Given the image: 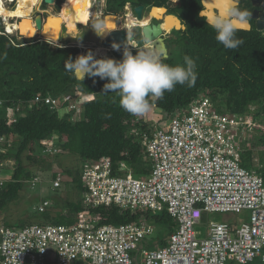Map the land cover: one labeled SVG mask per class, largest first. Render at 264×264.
Listing matches in <instances>:
<instances>
[{
  "label": "built area",
  "instance_id": "obj_1",
  "mask_svg": "<svg viewBox=\"0 0 264 264\" xmlns=\"http://www.w3.org/2000/svg\"><path fill=\"white\" fill-rule=\"evenodd\" d=\"M127 43L129 49L134 45ZM84 100L74 90L59 98L36 95L33 102L73 110L76 120ZM18 110L9 109L12 118ZM248 121L218 111L200 95L164 126L153 125L150 133H142L150 162L146 175L134 176L125 162L114 164L108 157L82 164L84 206L114 205L152 215L165 209L176 227L166 234L163 246L148 247L153 245L150 218L100 225L85 210L75 224L0 227V264H264V179L241 164L245 137L242 132L236 135ZM42 150L58 152L52 142ZM51 181L59 187L61 175ZM49 205L43 200L37 211ZM243 211L249 212L248 218L238 225L209 221L203 238L195 229L204 212Z\"/></svg>",
  "mask_w": 264,
  "mask_h": 264
},
{
  "label": "trees",
  "instance_id": "obj_2",
  "mask_svg": "<svg viewBox=\"0 0 264 264\" xmlns=\"http://www.w3.org/2000/svg\"><path fill=\"white\" fill-rule=\"evenodd\" d=\"M128 1L133 5L150 6H166L170 2L106 0V11L117 12ZM180 2L178 8L185 20V29L180 31L182 35L177 39L175 57L169 54L163 62L174 66L182 64L183 57L189 56L196 63L197 79L192 87L177 85L172 92H165L162 99L150 98V102L160 109L161 119L170 118L203 95L211 100L218 111L242 115L264 128V34L255 28L238 30L236 36L243 39L244 44L236 50L225 49L215 39L213 29L199 16L203 7L201 0ZM104 5L105 0H55L56 11L79 22L74 17L76 14L94 18L105 13ZM81 51L77 45L68 43L52 45L39 38L17 41L14 36L0 34V136L5 139L0 143V169L7 166L10 176L0 185V212L18 197L25 181L28 180V186L33 189L41 183V177L33 180L37 175L24 161L32 165L42 163L44 155L55 156L62 150L76 154L81 165L60 171L54 169L50 179L60 174V186L71 181L80 197L55 201L59 211L54 223L75 224L85 210L91 217H97L100 225L128 223L145 216L167 226V232L159 240L163 246L166 234L176 227V221L165 209L152 215L123 210L114 205L87 208L82 203L81 174L85 161L95 162L108 157L114 164L125 162L137 176L146 175L150 162L142 144V133H150L153 124L141 116L125 112L119 106V97L115 93L103 94V86L108 82L106 79L85 75L78 80L75 73L68 70L70 66L66 61L69 58L75 60ZM76 89L92 95L83 101V109L76 120H72L73 110L52 109L43 102H33L36 95L44 97L52 94L59 98ZM14 106H19V110L14 112L12 118L9 109ZM260 126L254 129L260 130ZM260 133L258 142L264 145V131ZM51 139L59 146V151L54 154L42 150ZM252 155V148L244 147L241 164L264 179V160L259 159L255 163ZM10 160H13L12 165H8ZM44 165L45 170L52 168L50 162ZM51 187L57 194L59 187ZM16 225L13 228H22L28 223L19 220ZM0 227L8 228L11 224L4 220Z\"/></svg>",
  "mask_w": 264,
  "mask_h": 264
},
{
  "label": "rangeland",
  "instance_id": "obj_3",
  "mask_svg": "<svg viewBox=\"0 0 264 264\" xmlns=\"http://www.w3.org/2000/svg\"><path fill=\"white\" fill-rule=\"evenodd\" d=\"M3 1H5V0H3ZM37 1L38 2L33 7V11L31 13L32 17L33 16L35 17L36 14H40L42 16V20H43L44 17H46L49 13H52V14H55V13L58 14L59 13V11H56L55 3L54 4H46V3L40 4L41 0H37ZM15 3H16V0H9L5 3V6L12 8ZM168 4L169 3L166 4L167 7H169ZM104 7L106 9V0H105ZM149 8H150V5H146L144 7V13H143L144 15L147 13ZM168 10L170 12H172V14L175 16H177V14H179V13L181 15V12H180L178 7H175V6L169 7ZM124 11H125V8L123 7L121 10H119L117 12L107 11V12H105V14L110 13V14L114 15L115 27H123L124 26V19H123ZM127 12H129L128 9H127ZM63 15L65 16L64 21L66 20V23H64L62 25V31L60 32L59 39L61 38L60 39L61 42L58 41L54 44L61 45L62 42L66 43L65 41H67L69 38H73L74 39L73 41H75L76 43H79L81 45L83 44V45H86V47H88L86 49H82L83 51L80 52L79 56L85 55L88 51H91L92 53H94V58L99 59L95 55H98L96 48L98 46H101V37L96 35V33L93 29V26L97 23H103L104 14L98 15L94 18H88L84 15H77L76 14L74 17L76 19H79L81 23L79 21L69 17V15H67L65 13ZM179 18H181V17L179 16ZM136 19L137 18L134 17V21H136ZM168 19L169 20H175L173 17H168ZM11 21H15V19H12ZM147 21L148 20L146 17L141 21L138 20L137 22L140 25H142V24L146 23ZM152 21H154V23L157 22L156 20H152ZM164 27L166 28L165 25H164ZM170 28L171 27H168L166 29L169 30ZM175 29L176 28H174V29L172 28L173 34L179 35L178 29H176V30ZM135 32H136L135 33L136 35L134 37V40L136 42V46L132 47L130 50L133 55H135L137 53V50H141L138 48L143 45L142 43H144V39H143L142 35L140 34V29L135 28ZM37 36H38V34H37ZM37 36L32 37V39L37 38ZM16 39L19 41H25V40H29L31 38H25V37L21 38L20 36H17ZM165 42H166V47L169 50V54H171L173 57H175L176 46L178 45L177 40L166 39ZM145 51H147V50H145ZM105 52H107V54H114L116 56H122L123 49H120L119 51H117V50H113V49L109 50L107 48ZM84 97H85V99H90L92 97V95H86L85 94ZM159 110L160 109L158 107L153 105L151 110L149 112H147L146 114H144L143 117H145L146 121L149 124L151 123L153 125L164 126L165 124L168 123V118L167 119H161ZM249 120L250 121L247 122L249 124L248 125L245 124V127L242 130L237 131L236 135H238V134L241 135V132L243 133V135L246 139L244 141L245 145H243L242 149H244V147L245 148L246 147L252 148L253 162L256 163L257 161H259V159L264 160V145L263 144L261 145L258 142V140H259L258 135L261 134L260 131L261 132L264 131L263 130L264 128L262 126L258 125L257 122H253L251 119H249ZM254 126H256V127L260 126L261 129L256 130L253 128ZM239 138H240V136H239ZM54 141H55L54 139H51V142L54 144L55 147L58 148V151H59V146L56 144V141L55 142ZM26 153H28V152L26 151ZM59 153L60 154H56L55 156L49 155V154L44 155L42 163L38 162L37 164H34V165L28 164L26 161H24L25 165L27 167H29V169L31 171H33V173H35V175H37V176H35L37 179L39 177H41V183L35 189H33L30 186H28V180L24 182V186L20 190V192L18 193V197L16 199H14L13 201H11L9 204H7L4 211L0 212V225H2L4 220H6L9 224H11V227H17L16 224L19 223V220L25 221L28 224L44 223V222H52L53 223V220L56 216V212L59 211V205L55 206L56 205L55 201L60 200V198H65L66 200H70V199H78L80 197V193L77 191L76 188H74L71 181H68L67 183H63L59 187L57 194L55 193V191H53V189L51 187L50 177H51V174L53 171H55V170L60 171V169H63V168H73V167L81 165V161L76 154L62 152V150L59 151ZM41 156L42 155H40V157ZM12 162H13V160H10L8 162V165H12ZM46 162L51 163V167H52L51 169L45 170L46 165H44V164H46ZM7 168L8 167L6 166L4 169L3 168L0 169V171H1L0 172V179H1L0 185H2L3 182L10 179L9 178L10 177L9 171L6 170ZM11 169H13L12 166H11ZM131 172L134 176H137L135 171H132V169H131ZM68 180H70V179H68ZM44 199L49 200L50 206L46 208L45 212H38L37 207L42 203V201ZM248 215H249L248 211H245V212L243 211L241 213L204 212L201 222L195 226V229L200 230V232H201L200 237L203 238V237L207 236L209 221L228 222V223H233V224L238 225L243 220H247ZM142 218L143 217H141L140 219L142 220ZM148 222L152 226V231H153L152 235H151L152 239L150 240V242L153 243V245H150L148 247L155 249L158 246L162 245V244H160L159 240H160V238H162L164 232L167 229V226L165 224L159 222V221H153L150 219L148 220Z\"/></svg>",
  "mask_w": 264,
  "mask_h": 264
},
{
  "label": "clouds",
  "instance_id": "obj_4",
  "mask_svg": "<svg viewBox=\"0 0 264 264\" xmlns=\"http://www.w3.org/2000/svg\"><path fill=\"white\" fill-rule=\"evenodd\" d=\"M209 2L211 3V0H209ZM135 6L136 5L128 1L123 7L125 9L128 8L129 12H127V15L131 13L133 17H136L133 11ZM151 7L166 8V6H150V8ZM208 11L211 12L210 17L204 16L202 12L201 17L213 29L215 32V39L221 43L225 49L236 50L239 46L244 44V40L238 38L236 33L239 30L238 26L240 24L248 23L250 19V13L248 11L239 9L235 2L226 7H210ZM105 12H107L106 9ZM2 19L3 18L0 16L1 22ZM137 24L139 27L141 26L136 22L132 25V28ZM123 27H126V25ZM126 28L129 29L128 27ZM172 28L171 26L170 29ZM93 29L96 35L100 37H103L108 32V29L103 23L95 24ZM0 34L14 36L15 38L20 36L23 38L16 28H14L12 32H8L3 23L0 24ZM37 38L46 40L49 43L51 42L43 37L37 36ZM129 41L134 43L133 47L136 46L134 37L129 38ZM52 45L56 44L53 43ZM128 45L131 44L125 42L122 53L123 59L120 61L111 58L96 59L94 58V53L88 51L85 55L78 56L75 60L69 58L66 62L70 66L68 70L73 71L81 80L85 75L89 77H99L101 80L106 79L108 82L104 84L102 93L105 95L108 93H115V95L119 97V106L125 112L132 116H141L146 121L143 115L149 112L153 107L150 98L162 99L165 92H172L177 85L194 86L197 79L196 63L191 57L184 56L182 64L173 66L163 62L164 56L162 50H137V53L133 55ZM111 47L119 51L121 45L113 43ZM82 94L85 96L84 93ZM82 104L83 102H81V106ZM136 132L135 130V133ZM243 145H245V143H243ZM51 180L52 179H50V182L52 183ZM41 251H43V249H41Z\"/></svg>",
  "mask_w": 264,
  "mask_h": 264
},
{
  "label": "bare ground",
  "instance_id": "obj_5",
  "mask_svg": "<svg viewBox=\"0 0 264 264\" xmlns=\"http://www.w3.org/2000/svg\"><path fill=\"white\" fill-rule=\"evenodd\" d=\"M6 1L9 0H5V1L0 0V16L3 17L2 22L0 20V23H3V25L6 27V30L8 32H12L13 29L16 28L19 31V33L25 38L36 37L37 34L39 33L41 36L44 37V39L50 40L52 43H56L58 41L61 30V24L63 22L62 21L63 17L61 14L59 13L52 14L48 12L49 14L46 17H44V19L42 20L43 22H42L41 30L38 31L34 25V16L33 17L31 16L33 7L38 2L37 0H16V3L12 8L5 6L4 2ZM207 3H209V1ZM163 13H164L163 8L153 7L148 13V19L150 17H156L160 19L163 17ZM12 19H15V21H10ZM103 19H104L103 24L108 29V31L115 28L114 15L110 13H106L103 16ZM134 22H135L134 17L132 16L131 13H128L126 17V26H128L129 30L131 29ZM163 23H167L170 26L176 25V22L173 20H169L168 17L165 18V21ZM160 28L162 29V24L157 28L155 27L154 29H150V28L145 29L147 42H148L146 43L147 50H151L149 48V45L151 44V42L155 41V38L159 35ZM107 33L103 37H101V40L107 35ZM96 51L98 54L100 53L103 54L106 51V48L101 45L96 48Z\"/></svg>",
  "mask_w": 264,
  "mask_h": 264
},
{
  "label": "water",
  "instance_id": "obj_6",
  "mask_svg": "<svg viewBox=\"0 0 264 264\" xmlns=\"http://www.w3.org/2000/svg\"><path fill=\"white\" fill-rule=\"evenodd\" d=\"M208 1L209 0H203V2H202V0H201L203 8L199 11V16H201V12H202L204 16L210 17L211 14H208V13H211L210 11H208V9L210 7H217V8L226 7V6L231 5V4H233L235 2L234 0H212L211 3L210 2L207 3ZM254 1H256V0H254ZM43 2L46 3V4H54L55 0H43ZM262 6H263V9H264V0H263ZM158 8H163L164 9V13L166 12V8L165 7H158ZM133 11H134L135 16L138 19H141L142 18V13H143V5H141V4L136 5L133 8ZM166 17H173L176 20L177 25L172 26V27H174L176 29H179L180 27L183 28V26L181 25L180 21L176 17H174V16H172L170 14L163 15V17H162L163 22L165 21ZM154 18L155 19H159V18H156V17H154ZM42 22H43L42 21V16L40 14H36L35 17H34V24H35V27H36V29L38 31L42 27ZM161 24H162L161 22H157V23H151V24H146V25L141 26V35H142L145 43H148L147 42V36H146V33H145V29L146 28L154 29L155 27L157 28ZM238 27H239V30H249L250 29V24L248 22L247 24H240ZM257 29L261 30L262 33L264 34V15L261 16L260 18H258ZM165 31H167V29L165 27H163L162 29L160 28L159 35L156 37L155 41L151 42V44L153 45L155 50L162 49L164 58L168 56L167 48L165 46V41H164L165 37L162 35V33L165 32ZM38 36L39 37H43L39 33H38ZM133 36H134V31H133L132 27H131L130 30L127 29L126 27H115L114 29L109 30L107 35L104 38H102L101 45L103 47H105L106 49L108 48L109 50H112L111 45L113 43H117V44L121 45L120 49H124L125 42H127V40H129V38H131ZM50 44H53V43L50 42ZM97 56L99 57V59L111 58V59H114L116 61H120V60L123 59V56H116L114 54H107V52H104V54H98ZM76 78L78 80L81 79V78H78L77 76H76Z\"/></svg>",
  "mask_w": 264,
  "mask_h": 264
},
{
  "label": "flooded vegetation",
  "instance_id": "obj_7",
  "mask_svg": "<svg viewBox=\"0 0 264 264\" xmlns=\"http://www.w3.org/2000/svg\"><path fill=\"white\" fill-rule=\"evenodd\" d=\"M234 1L236 2V4H237V6L239 7V9H241V10H246V11H248V12L250 13V19H249V21H248L249 24H250V29H251V28H255V29H257V21H258V18H260L261 16L264 15V12H263L264 9H263V6H262V4H263V0H256V1H254V0H234ZM42 3H44L43 0H41V3H40V4H42ZM142 5H143V13H144V7H145L146 5H144V4H142ZM168 6H169V7H174V6H175V7H179V6H181V2H180V0H170ZM202 6H203V5H202ZM169 7L166 6V12H165V14H163V15L171 14L172 16L176 17V18L180 21L181 25L184 24V27L181 28V29H178V31H179V35H175V34H173L172 29L163 32L162 35L165 37V40H166V39L177 40L178 37L182 35V33H181L180 31H183V30L185 29V20L182 18V16L180 15V13L177 14V16L173 15L172 12H170V11L168 10ZM151 8H152V7H151ZM151 8H149V10L147 11V13H146L145 15L142 13V18L140 19V21L147 17V20H148V21H147L146 23H144V24H151V23H154V21H152V20H156L157 22H161V23H162V28L164 27V25L166 26V28L171 27L169 24H167V23H163V19H155V18H153V17H150V18L148 19V13H149V11L151 10ZM202 8H203V7H202ZM127 9H128V8L125 9L124 14H123L124 25L126 24ZM104 15H105V13H104ZM179 16H180L181 18H179ZM137 21H138V20H136L134 23H136ZM157 22H156V23H157ZM142 25H143V24H142ZM126 27H127V26H126ZM135 28H139V29H140V34H141V26L139 27L138 24H137V25H134V26H133V29H134V30H133V31H134V36H133V37H135V35H136V34H135V33H136V32H135ZM173 29H174V27H173ZM175 30H176V29H175ZM261 32H262V31H261ZM165 40H164V41H165ZM142 44H143V45H142L141 47H139L138 49L146 50V43H145V41H144V43H142ZM165 46H166V42H165ZM149 48H150L151 50L154 49V47H153L152 44L149 45ZM152 48H153V49H152ZM166 48H167V47H166ZM167 52H168V55H169V50H168V49H167Z\"/></svg>",
  "mask_w": 264,
  "mask_h": 264
},
{
  "label": "crops",
  "instance_id": "obj_8",
  "mask_svg": "<svg viewBox=\"0 0 264 264\" xmlns=\"http://www.w3.org/2000/svg\"><path fill=\"white\" fill-rule=\"evenodd\" d=\"M59 14H61L62 15V17H63V20L62 21H64V19H65V16L62 14V13H59ZM62 24H63V22H62ZM62 24H61V30H62ZM61 30H60V32H61ZM59 36H60V34H59ZM73 37V36H72ZM61 39V38H60ZM59 38H58V41L59 42H61V40H60ZM67 40V39H66ZM74 39L73 38H69L67 41H65L66 43H68V45H77V46H79L80 48H87L86 47V45H81V44H79V43H76L75 41H73ZM57 41V42H58ZM91 41V40H90ZM63 43L64 42H62V44L61 45H63ZM203 216V215H202Z\"/></svg>",
  "mask_w": 264,
  "mask_h": 264
}]
</instances>
